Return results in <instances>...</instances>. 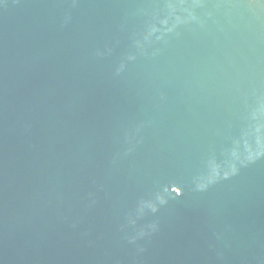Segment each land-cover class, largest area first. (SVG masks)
<instances>
[{"label": "water", "instance_id": "water-1", "mask_svg": "<svg viewBox=\"0 0 264 264\" xmlns=\"http://www.w3.org/2000/svg\"><path fill=\"white\" fill-rule=\"evenodd\" d=\"M0 264H264V0H0Z\"/></svg>", "mask_w": 264, "mask_h": 264}]
</instances>
